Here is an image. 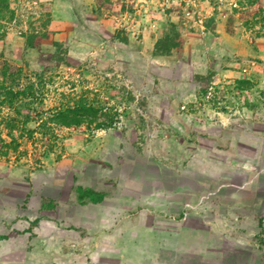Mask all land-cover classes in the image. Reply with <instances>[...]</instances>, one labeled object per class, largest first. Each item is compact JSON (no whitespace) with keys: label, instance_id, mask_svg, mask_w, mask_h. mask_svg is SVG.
<instances>
[{"label":"rangeland","instance_id":"obj_1","mask_svg":"<svg viewBox=\"0 0 264 264\" xmlns=\"http://www.w3.org/2000/svg\"><path fill=\"white\" fill-rule=\"evenodd\" d=\"M0 1V264H113L94 199L163 164L226 189L264 247V0ZM80 104L112 127L41 126Z\"/></svg>","mask_w":264,"mask_h":264},{"label":"crops","instance_id":"obj_2","mask_svg":"<svg viewBox=\"0 0 264 264\" xmlns=\"http://www.w3.org/2000/svg\"><path fill=\"white\" fill-rule=\"evenodd\" d=\"M159 171L164 174L153 192L144 186L128 190L136 186L127 181L125 190L98 202L97 218L109 220L115 232L109 243L113 264H264V247L252 243V235L235 231L249 225L252 214L240 219L238 213L229 211L226 189L214 191V187L206 198L199 194L200 176L189 180L196 190L177 182L183 180L184 172L193 178L192 166L163 164ZM242 202L236 204H250ZM255 204L256 218L259 207Z\"/></svg>","mask_w":264,"mask_h":264},{"label":"trees","instance_id":"obj_3","mask_svg":"<svg viewBox=\"0 0 264 264\" xmlns=\"http://www.w3.org/2000/svg\"><path fill=\"white\" fill-rule=\"evenodd\" d=\"M257 1V0H254ZM2 3V1H0ZM5 3V2H3ZM256 20L257 22H260L263 24L264 26V7L262 9H260V11L258 12V15L256 16ZM41 82V81H40ZM36 87H39L40 90H36ZM29 89H31L33 92L30 93V97L34 98L36 100L42 99L43 98V92H42V88L43 85H37L35 86L34 84L28 87ZM37 92V93H35ZM19 95L22 98H25L28 94L27 91H17V93H12V92H8V95L11 96L9 98H13V96ZM37 94V95H36ZM90 111H96L94 108L92 107H87V105L84 104H80L78 107H67V108H59L56 109L55 111H52L50 113V116L47 120H42V124L41 126H43L44 128H46V130L48 132H50V130L52 129L50 127L51 124H55V125H62V126H73V125H81L84 122H86L87 120V116H91L92 115V121L90 124L95 123L96 124V128L101 129L104 127H112V125H109V123H105V122H97V114L94 112H90ZM113 123V122H112ZM53 137H55L53 135ZM103 198H99V200L94 199V202H100Z\"/></svg>","mask_w":264,"mask_h":264}]
</instances>
